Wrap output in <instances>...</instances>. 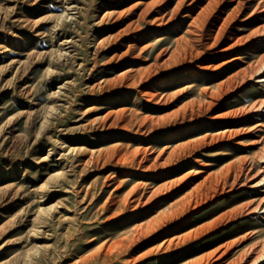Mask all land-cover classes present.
Instances as JSON below:
<instances>
[{
	"label": "rangeland",
	"instance_id": "rangeland-1",
	"mask_svg": "<svg viewBox=\"0 0 264 264\" xmlns=\"http://www.w3.org/2000/svg\"><path fill=\"white\" fill-rule=\"evenodd\" d=\"M262 62L264 0H0V264H264Z\"/></svg>",
	"mask_w": 264,
	"mask_h": 264
},
{
	"label": "bare ground",
	"instance_id": "bare-ground-1",
	"mask_svg": "<svg viewBox=\"0 0 264 264\" xmlns=\"http://www.w3.org/2000/svg\"><path fill=\"white\" fill-rule=\"evenodd\" d=\"M67 8H69V7H67ZM69 10V9H68ZM63 44L64 43H62V44H60V46H63ZM63 56V53L61 52V53H59L58 54V57H62ZM57 57V58H58ZM61 59V58H60ZM264 69V63L262 62V66H260V68L256 71V75H258L259 73H261V71ZM66 148V151H71V149L72 148H68L67 146H65ZM264 181V176L262 177V179L259 181V182H257L256 183V185H254V186H256V187H259L260 185H261V183ZM46 210H49V209H46ZM257 211H261V213L264 215V203L263 204H261V205H259L258 207H257ZM257 262L258 263H262V262H264V249H263V253H262V255L259 257V259L257 260Z\"/></svg>",
	"mask_w": 264,
	"mask_h": 264
}]
</instances>
